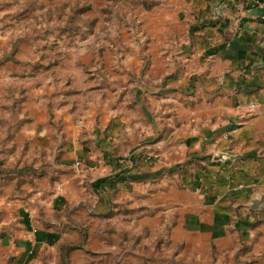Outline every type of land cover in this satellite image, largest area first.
Returning <instances> with one entry per match:
<instances>
[{
  "label": "crops",
  "instance_id": "1",
  "mask_svg": "<svg viewBox=\"0 0 264 264\" xmlns=\"http://www.w3.org/2000/svg\"><path fill=\"white\" fill-rule=\"evenodd\" d=\"M133 10L121 28L134 48L103 71L115 87L86 107V123L57 115L55 166L72 171L27 198L19 259L77 241L61 228L78 222L85 249L118 253L114 264H264V0H133ZM32 127L20 133L48 153L50 128ZM63 207L66 220L52 216ZM37 217L53 227L29 233Z\"/></svg>",
  "mask_w": 264,
  "mask_h": 264
},
{
  "label": "rangeland",
  "instance_id": "2",
  "mask_svg": "<svg viewBox=\"0 0 264 264\" xmlns=\"http://www.w3.org/2000/svg\"><path fill=\"white\" fill-rule=\"evenodd\" d=\"M136 15L133 0H0V264L118 262V253L109 259L100 252L87 251L83 246L87 225L78 222H64L66 226L61 228L78 231L81 236L77 241L60 238L52 248L37 254L39 259H19L17 241L23 234L20 221L26 219L22 209L28 208L27 198L38 191L41 182L51 187L72 171L55 166L63 135L57 115L77 112L79 121L86 123V107L105 96L102 88L115 87L118 80L103 71H117L128 49L134 48L126 44L125 37L132 36L130 30L121 26L123 21L132 24ZM91 123L98 124L97 115ZM28 126H33L36 134L40 127L50 128L48 153L38 148L42 141L22 136L21 130ZM87 134L82 126L79 135L83 143L99 148L100 142H92ZM171 168L176 174L175 165ZM74 169H80L78 162ZM88 185L90 181L86 188ZM68 211L63 207L52 216L58 214L66 220ZM39 218L31 222L29 233L35 232V224L53 227ZM76 249L83 254L72 258ZM88 255L93 258L89 263Z\"/></svg>",
  "mask_w": 264,
  "mask_h": 264
},
{
  "label": "trees",
  "instance_id": "3",
  "mask_svg": "<svg viewBox=\"0 0 264 264\" xmlns=\"http://www.w3.org/2000/svg\"><path fill=\"white\" fill-rule=\"evenodd\" d=\"M190 161H185V162H182V163H180V164H177V165H175V169H177V171L178 170H182V169H184L185 168V165L186 164H188ZM174 167V166H173ZM172 170H173V168H170V169H168L167 170V173H170V172H172ZM123 174H124V172H123ZM119 176V175H118ZM124 177V176H123ZM128 178H129V176H128ZM121 179H125V178H121Z\"/></svg>",
  "mask_w": 264,
  "mask_h": 264
},
{
  "label": "built area",
  "instance_id": "4",
  "mask_svg": "<svg viewBox=\"0 0 264 264\" xmlns=\"http://www.w3.org/2000/svg\"><path fill=\"white\" fill-rule=\"evenodd\" d=\"M234 131H235V130H234ZM228 134H229V133L225 132L224 135H223V137H224V138H227Z\"/></svg>",
  "mask_w": 264,
  "mask_h": 264
},
{
  "label": "water",
  "instance_id": "5",
  "mask_svg": "<svg viewBox=\"0 0 264 264\" xmlns=\"http://www.w3.org/2000/svg\"><path fill=\"white\" fill-rule=\"evenodd\" d=\"M252 207H253V204H252Z\"/></svg>",
  "mask_w": 264,
  "mask_h": 264
}]
</instances>
